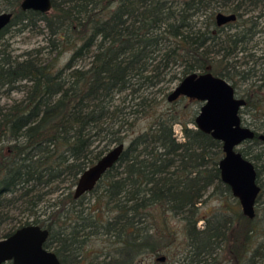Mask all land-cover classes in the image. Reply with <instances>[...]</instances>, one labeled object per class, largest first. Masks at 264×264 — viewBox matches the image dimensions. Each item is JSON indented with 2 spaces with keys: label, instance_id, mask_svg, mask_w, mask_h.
<instances>
[{
  "label": "trees",
  "instance_id": "16d2710c",
  "mask_svg": "<svg viewBox=\"0 0 264 264\" xmlns=\"http://www.w3.org/2000/svg\"><path fill=\"white\" fill-rule=\"evenodd\" d=\"M20 1L0 0L12 12L0 35L11 25L20 29L42 21L47 39L23 55L0 52V224L19 199L32 218L0 237L26 223L47 227L44 246L57 253L59 264H135L144 249L156 255L152 264H165L160 251L179 235L181 264L261 263L264 150L257 145L264 140L258 126H250L254 137L238 148L256 168L254 216L229 205L207 214L201 204L208 195L219 193V186L231 191L220 178L222 143L195 126L198 108L179 104L196 99L181 95L169 101L163 90L169 84L163 85L210 70L244 97L242 107L260 109L264 61L238 69L230 56L246 51L262 30L264 0H51L48 11L22 9ZM248 5L260 14L244 16ZM217 6L236 18L218 25ZM235 22L238 28L226 31ZM43 48L49 56L39 55ZM86 56L88 62L79 65ZM23 80L24 97L2 104L3 93ZM140 118L148 119L146 126L128 137ZM119 142L123 151L87 191H98L93 203L88 199L83 206L86 192L75 196L71 185ZM54 189L60 192L46 200ZM91 236H102L104 244L92 249Z\"/></svg>",
  "mask_w": 264,
  "mask_h": 264
},
{
  "label": "water",
  "instance_id": "95a60500",
  "mask_svg": "<svg viewBox=\"0 0 264 264\" xmlns=\"http://www.w3.org/2000/svg\"><path fill=\"white\" fill-rule=\"evenodd\" d=\"M20 7L48 11L51 8V0H21ZM11 17V11H0V30L8 24ZM235 18L234 12L218 10L215 13L218 25ZM181 95L201 100L202 103L194 117L195 126L221 141L223 155L218 162L220 178L238 198L242 212L253 217L260 185L256 179L254 163L238 149L240 143L255 135L253 128L241 122L239 111L245 104L244 97L235 93L230 81L210 70L186 73L167 93V99L172 101ZM257 136L264 140V132H259ZM124 146V142L114 144L85 167L78 175L74 195L79 196L89 191L102 174L116 162ZM48 234L47 227L26 223L0 237V264L7 260L12 264H59L57 253L44 246ZM163 258L164 255L158 256V259Z\"/></svg>",
  "mask_w": 264,
  "mask_h": 264
},
{
  "label": "rangeland",
  "instance_id": "374dc122",
  "mask_svg": "<svg viewBox=\"0 0 264 264\" xmlns=\"http://www.w3.org/2000/svg\"><path fill=\"white\" fill-rule=\"evenodd\" d=\"M4 7H5L4 4L3 5L0 4V11L6 10ZM246 8H247V11L245 12L244 16H247L249 14H257L260 12V8L254 7L253 5H248L246 6ZM218 10L228 12L226 8L221 7V6L219 7L217 6L216 11ZM261 14H264V13H261ZM203 15L204 14L198 16L199 18L198 23H202L201 20L204 18ZM260 18L261 20H260L259 26H261L262 30L257 32L253 36V38L249 42H247L248 49L242 52L238 51L236 55L230 56V60L232 61L236 60V62L239 64L238 69L248 70L250 67L253 66L254 63H256L254 64V66L257 68L258 66H260L259 63L261 62V60L264 61V58H261V55L264 54V15L260 16ZM236 28H238V26H236V22L225 26V29L228 32L233 31ZM46 39H47V30H46V27H44V24L42 21H38L36 25H28L20 29H18L16 25H11L9 29H7L3 34L0 35V52L4 54H9L11 57H14V55H17V56L23 55V53L26 52L27 50H30L39 45L46 44ZM45 49L47 48H43V51L39 53L40 56L42 57H46L47 55L49 56V54L47 53ZM52 54L53 53H51V55ZM65 55H66L65 58H67L68 53H66ZM88 60H89V57L86 56L85 58L80 60L78 64L79 65L86 64ZM262 70H264V67ZM262 70H258L257 73ZM257 75L258 74H255L253 78L256 79ZM178 81L179 79H176L175 81L170 82V83L165 82L163 86H167V84L169 85L167 87H164L163 90L165 92H169ZM26 82L27 81L23 80L20 83H18L17 87L10 89L8 92L3 93L1 97V103L10 104L13 101L21 100L25 95V83ZM245 85L246 83H244V86ZM201 103H202L201 100H197V99L196 101H194L193 99L192 100L190 99V100H184L182 102H179L180 105H186L189 107V109H191L194 106L199 109V106ZM263 108H264V103L260 106V109L259 108L254 109L251 107H241L239 113H240L242 124L249 125L251 127H254V125H256L258 126V128H256L257 131L264 132V112H263L264 109ZM147 122H148L147 118L137 119L136 124L133 127V129L131 130L129 129L128 137L132 136L137 131L144 129ZM192 124L193 123H190V125ZM174 132L176 133L177 138L179 139L182 138V132H181L179 123L174 124ZM125 142L127 143L128 139H126ZM244 144L245 143L243 141L242 143L238 145V148L244 146ZM113 145L114 144L110 145L109 148ZM257 148H258L257 150L263 151L264 142H259L257 145ZM261 161L264 163V153L262 154ZM260 176L262 180H264V171L261 173ZM67 183H69V180H67L66 182L63 181L60 184L62 185L65 184L66 186ZM75 184L74 185L72 184L70 187V189L73 191L75 188ZM221 187L222 186H219L218 188L219 193L217 194L211 193V195H208V193H210L213 190V187L211 186L209 188V190L206 192L208 197L201 204V210L203 211L206 210V213L209 214L210 212H213L214 210L218 208L225 207L226 205L231 206L230 207L231 210H234V209L241 210V205H240L238 198L234 196L231 193V191L229 192L228 190H221ZM59 192H60V189H54L52 192H49L45 196L46 200L49 198L52 199V197L58 194ZM96 194H98V191H95V192L86 191V195L84 199L86 201L89 199L90 203L92 204ZM45 202H46L45 200L40 202L39 209L43 207ZM86 204H88V201L87 202L83 201V206H85ZM9 210H10L9 218L5 222L0 224V236L9 227L13 225L17 226L23 221L32 218L31 214L29 213V210L26 208L25 202L21 201L20 199L17 200L14 204L9 205ZM171 223H172L171 224L172 226H175L178 222L172 221ZM202 223H203V220H199L197 224L198 226H202ZM151 229L154 231V228H151ZM175 234H177V231H175ZM101 237L97 238L96 236H91L90 240L88 241V245L92 249L96 250L99 246L103 245L105 242L104 239H102ZM180 239H181V235H179L178 237L176 236L174 240H172L167 245H165L163 250L160 251V254L162 253L166 254V258L164 259L165 264H181V261H180L181 259L178 258L180 257L179 255L180 252L178 253V251H180V249H183L181 248L182 245H180ZM225 256H226V253L223 252L221 257L225 258ZM155 259H156L155 254L149 253L147 252L146 249H144V252L138 253V255L135 257V260L137 261L135 264H152L155 261ZM254 264H264V260L261 261V263L255 262Z\"/></svg>",
  "mask_w": 264,
  "mask_h": 264
},
{
  "label": "flooded vegetation",
  "instance_id": "af4514ba",
  "mask_svg": "<svg viewBox=\"0 0 264 264\" xmlns=\"http://www.w3.org/2000/svg\"><path fill=\"white\" fill-rule=\"evenodd\" d=\"M183 96V95H182ZM188 97V96H187ZM191 98H194V97H191ZM194 99H196V98H194ZM199 100V99H198Z\"/></svg>",
  "mask_w": 264,
  "mask_h": 264
}]
</instances>
